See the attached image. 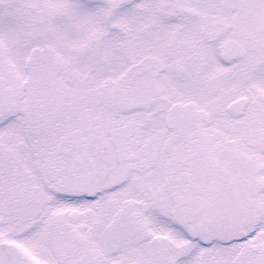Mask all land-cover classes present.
<instances>
[{
  "label": "snow or ice",
  "instance_id": "1",
  "mask_svg": "<svg viewBox=\"0 0 264 264\" xmlns=\"http://www.w3.org/2000/svg\"><path fill=\"white\" fill-rule=\"evenodd\" d=\"M0 264H264V0H0Z\"/></svg>",
  "mask_w": 264,
  "mask_h": 264
}]
</instances>
